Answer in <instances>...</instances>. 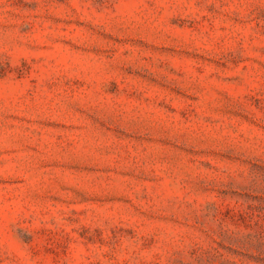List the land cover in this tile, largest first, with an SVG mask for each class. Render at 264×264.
<instances>
[{"label": "rangeland", "instance_id": "obj_1", "mask_svg": "<svg viewBox=\"0 0 264 264\" xmlns=\"http://www.w3.org/2000/svg\"><path fill=\"white\" fill-rule=\"evenodd\" d=\"M0 264H264V0H0Z\"/></svg>", "mask_w": 264, "mask_h": 264}]
</instances>
